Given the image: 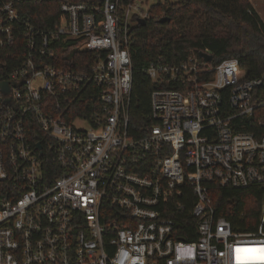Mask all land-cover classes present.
Listing matches in <instances>:
<instances>
[{"label":"built area","instance_id":"obj_1","mask_svg":"<svg viewBox=\"0 0 264 264\" xmlns=\"http://www.w3.org/2000/svg\"><path fill=\"white\" fill-rule=\"evenodd\" d=\"M45 2L48 28L33 9ZM145 5L0 0V264H264V194L258 227L241 231L209 191L264 187V73L247 77L236 57L151 62L153 80L179 86L154 89L155 123L129 135V45ZM67 43L97 60L45 63L67 58ZM95 85L102 104L86 117L78 109ZM185 183L197 198L194 240L177 237L167 214Z\"/></svg>","mask_w":264,"mask_h":264},{"label":"trees","instance_id":"obj_2","mask_svg":"<svg viewBox=\"0 0 264 264\" xmlns=\"http://www.w3.org/2000/svg\"><path fill=\"white\" fill-rule=\"evenodd\" d=\"M50 5L45 2L33 6L38 23L45 28L55 18L49 13ZM54 8L52 12H56ZM149 11L145 23L138 21L134 25L133 41L129 45L133 67L129 135L143 137L155 123L151 106L154 89L179 86V83L153 80L147 72L151 62L180 65L192 54L203 61L201 53L207 52L213 55L211 66L224 58L236 57L247 77L264 73V20L250 0H159L150 5ZM163 17L167 20L161 21ZM70 44H66L64 53L68 54ZM96 60L94 52L82 51L77 56L72 52L65 59L53 58L45 63L87 70ZM101 88L95 85V92L90 100L84 99L79 114L89 117L95 108L100 109ZM242 128L252 129L251 125ZM181 190V195L174 196L170 202L172 211L167 214L178 221L177 237L194 240L197 220L192 207L196 194L189 183ZM209 191L217 215L225 216L236 230L249 231L258 227L264 187L234 188L211 183ZM180 204L184 206L178 207Z\"/></svg>","mask_w":264,"mask_h":264},{"label":"rangeland","instance_id":"obj_3","mask_svg":"<svg viewBox=\"0 0 264 264\" xmlns=\"http://www.w3.org/2000/svg\"><path fill=\"white\" fill-rule=\"evenodd\" d=\"M145 1H146V4H147V5H145V8H147V6H150V5L158 2L159 0H145ZM161 1H163V0H161ZM250 1L253 4V6L255 7V9L259 12V14L263 18V20H264V0H250ZM69 52L70 51L68 50V53ZM77 124L80 125V126H87L86 123H83L81 121H78Z\"/></svg>","mask_w":264,"mask_h":264},{"label":"water","instance_id":"obj_4","mask_svg":"<svg viewBox=\"0 0 264 264\" xmlns=\"http://www.w3.org/2000/svg\"><path fill=\"white\" fill-rule=\"evenodd\" d=\"M165 20H167L166 17H163V18L161 19V21H165ZM139 22H140V23H145V22H146V19L140 18V19H139ZM201 55L205 58V60H208V61L213 60V55L210 54V53L202 52Z\"/></svg>","mask_w":264,"mask_h":264}]
</instances>
